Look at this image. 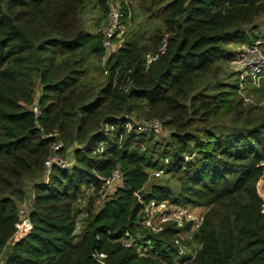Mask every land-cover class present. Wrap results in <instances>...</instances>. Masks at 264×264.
I'll return each instance as SVG.
<instances>
[{
  "label": "trees",
  "instance_id": "16d2710c",
  "mask_svg": "<svg viewBox=\"0 0 264 264\" xmlns=\"http://www.w3.org/2000/svg\"><path fill=\"white\" fill-rule=\"evenodd\" d=\"M90 1L103 11L95 31L84 23ZM143 2L165 29L107 54L109 0H0L3 264H264V200L257 191L264 116L249 118L238 71L235 83L219 75L221 62L264 38L254 28L264 0ZM121 4L125 22L128 4ZM232 44L245 45L236 51ZM148 53L159 56L147 68ZM104 57L107 75L98 82L91 66ZM132 115L160 119L166 140L128 132L124 122ZM57 143L74 162L54 166L47 180L44 163ZM117 168L123 183L95 210L101 178ZM152 169L163 170L165 180L150 182ZM90 184L96 188L78 232V204ZM28 200L31 227L15 240L19 208ZM153 200L208 208L193 234L196 245L188 241L191 249L181 251L183 228L175 221L160 231L142 224Z\"/></svg>",
  "mask_w": 264,
  "mask_h": 264
},
{
  "label": "built area",
  "instance_id": "2783aa9c",
  "mask_svg": "<svg viewBox=\"0 0 264 264\" xmlns=\"http://www.w3.org/2000/svg\"><path fill=\"white\" fill-rule=\"evenodd\" d=\"M123 2L128 4L127 0H123ZM123 14L124 12L122 10V4L119 3L110 10L106 24L102 28V35H103L102 43L106 51L109 53L117 50L118 47H115V40L118 36L122 35L124 32L125 25L123 21ZM130 16H131V11L128 9L127 17ZM164 50H165V46H163L160 49L159 53L163 52ZM159 53H148L146 55L147 68L153 61L157 59ZM235 60L239 65V70L237 71L239 73L240 83L242 88L247 86L248 83H252L257 87H260L263 84L264 39L257 40L253 45L247 46L243 50H240ZM32 111L34 112L36 117L40 115V108L38 106L37 101H35L34 104L32 105ZM124 126L127 128L128 132H135V133H158L164 128L162 121L158 118H153L149 120L143 118L139 120H134V119L126 120L124 122ZM109 127L112 132H114L118 128L117 125H110ZM61 148H62V144L57 143L51 155L45 160L44 174L47 180L49 179V175L52 172V168L54 166H58L60 168H68L74 162L72 154L68 153L64 156L59 152ZM161 173H163L162 170L155 172L156 177L161 176ZM122 183H123V174L121 170L117 168L113 170L111 175L101 178L100 192H104L108 188H112L115 190ZM95 188L96 186L94 184H90V187L86 189L82 197L86 198L85 195L87 193L91 194V192ZM30 205L31 202L29 200L23 202L20 205L19 208L20 222L14 234L15 240H18L24 234H26L31 227L30 218H29ZM158 215L162 216L161 218L164 223L172 220L175 221L178 227L180 228L184 227L186 221H189L197 225V227H199L204 219V216L200 217V219L198 217L196 218V216H193L192 212L188 208H186V206L177 205L169 200H165V201L153 200L145 204L142 210V216H143L142 224L144 226L151 228L153 231H160L163 228V225L154 224V219L157 218ZM79 222L78 224H80ZM131 244H132L131 241L127 240L126 245L130 246ZM100 256L104 257V254H101ZM0 264H3V260L1 258H0Z\"/></svg>",
  "mask_w": 264,
  "mask_h": 264
},
{
  "label": "rangeland",
  "instance_id": "374dc122",
  "mask_svg": "<svg viewBox=\"0 0 264 264\" xmlns=\"http://www.w3.org/2000/svg\"><path fill=\"white\" fill-rule=\"evenodd\" d=\"M128 1V9L131 11V16L125 18L124 22V32L122 35L118 36L115 40V47L121 46L124 42L130 41L134 38H137L139 41L142 42H149L150 36L152 33H154L156 30H164V24L162 19L155 17L149 10L145 8V3L143 0H127ZM122 0H109V7L110 10L121 3ZM103 14V11L94 5L93 1H90L87 3L85 7V13H84V18H85V25L87 28L90 30H97L96 28V21L98 18ZM256 26L255 28V34L264 36V15L260 16L255 20ZM249 33L251 34L252 31H250L251 27L247 28ZM264 39V38H262ZM245 45V44H244ZM244 45H237V44H232L230 45V48L236 51H239L240 49L244 48ZM109 54V52H107ZM107 57H104L102 59H95L94 62L92 63L91 66V73L94 75L97 79V81H103L107 75V69L105 68V61ZM220 72L219 75L220 77H223L224 79H227L229 81H232L233 83L238 81V74L237 70H239V65L235 61H226V62H221L220 63ZM233 72H236L233 73ZM229 74H233V76H229ZM250 86H253V84L248 83L247 86H245V89H242V93L245 96V104L247 108L249 109V118L255 120L260 118L261 116H264V88L259 89V90H253L249 88ZM248 88V89H247ZM248 90V91H246ZM132 119L134 120H139L141 119L140 117H136L134 115L131 116ZM145 119L144 117H142ZM220 124L222 125H229L230 122L227 118H222L220 120ZM169 132V129L164 127L160 132L155 133V138L165 141L167 138V134ZM71 154V152H68ZM159 170L157 169H152L150 170V182H158V181H164L166 178V175L163 171L161 173V176L159 179H156L155 172ZM30 181V180H29ZM32 181V180H31ZM172 185H175L174 181H170ZM28 186H31V182H28ZM115 190L112 188H108L107 190L104 191L101 197L97 198L94 203V209L97 210L103 203L104 199L111 195ZM257 191L258 194L263 198L264 200V179L261 178L258 181L257 184ZM90 194L87 193L85 195L86 198H81L80 203L78 204V208L84 210L82 213L79 215V220H80V227L78 228V232L81 230L82 226V220L84 219L83 217L87 216V211L85 210V206L90 199ZM182 206V205H181ZM173 208V207H172ZM188 208L193 216H196L200 219V217H203L208 208L205 206H186ZM263 212H264V204H263ZM162 216L158 215L157 218L154 219V224L155 225H163L164 222L162 221ZM163 222V223H162ZM189 221L185 222V225L183 227V230L181 231L180 237L181 240H178L177 244L181 245V251L186 252L191 249V247L187 246L186 244L188 241L193 242L192 246L196 245V241L193 240V234L195 233L196 229L198 228L197 225L191 223ZM190 225V226H188ZM188 226V227H187Z\"/></svg>",
  "mask_w": 264,
  "mask_h": 264
},
{
  "label": "water",
  "instance_id": "95a60500",
  "mask_svg": "<svg viewBox=\"0 0 264 264\" xmlns=\"http://www.w3.org/2000/svg\"><path fill=\"white\" fill-rule=\"evenodd\" d=\"M143 191H144V189L140 190V191L138 192V194H139V195L142 194Z\"/></svg>",
  "mask_w": 264,
  "mask_h": 264
}]
</instances>
